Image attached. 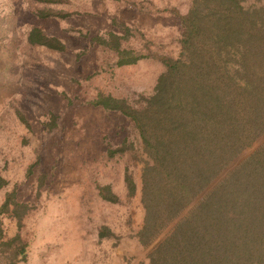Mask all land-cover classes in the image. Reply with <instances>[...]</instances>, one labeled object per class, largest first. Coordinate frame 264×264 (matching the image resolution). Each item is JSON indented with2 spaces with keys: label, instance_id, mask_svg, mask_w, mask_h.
Returning a JSON list of instances; mask_svg holds the SVG:
<instances>
[{
  "label": "trees",
  "instance_id": "16d2710c",
  "mask_svg": "<svg viewBox=\"0 0 264 264\" xmlns=\"http://www.w3.org/2000/svg\"><path fill=\"white\" fill-rule=\"evenodd\" d=\"M27 1L39 19L73 13L53 6L64 0ZM167 11L179 21L176 56L155 50L141 30L117 19L112 24L118 32L89 38L109 66L141 60L163 66L150 94L128 101L98 91L85 101L125 117L133 132L106 153L127 157L126 197L139 193L142 224L131 231L145 250L138 264H264V0H190L185 13ZM25 35L30 48L68 51L64 41L38 25ZM56 120L51 113L44 123L48 130ZM45 177H39V186ZM8 183L0 173V190ZM95 187L103 201H123L109 184ZM30 210L18 200L17 184L5 192L0 264L26 261L21 229ZM5 219L16 226L11 237ZM104 235L113 234L102 226L99 236Z\"/></svg>",
  "mask_w": 264,
  "mask_h": 264
},
{
  "label": "rangeland",
  "instance_id": "374dc122",
  "mask_svg": "<svg viewBox=\"0 0 264 264\" xmlns=\"http://www.w3.org/2000/svg\"><path fill=\"white\" fill-rule=\"evenodd\" d=\"M130 2L64 0L53 6L73 12L70 16L39 19L27 0H0V173L9 181L0 190V204L17 184L18 200L31 206L21 229L27 259L18 264H138L145 258L131 237L142 224L143 210L139 193L126 197L128 159L106 153L133 132L125 117L85 101L98 91L128 101L150 94L163 66L155 60L109 66L89 38L118 32L112 24L117 19L141 30L155 50L176 56L179 21L167 9L185 13L190 0ZM32 25L60 38L68 51L28 47L25 34ZM51 113L56 127L48 130L44 123ZM30 164L32 173L26 175ZM140 166L134 167L137 183ZM95 183L109 184L123 201H103ZM102 226L113 235L100 237ZM4 227L7 237L16 232L6 219Z\"/></svg>",
  "mask_w": 264,
  "mask_h": 264
}]
</instances>
